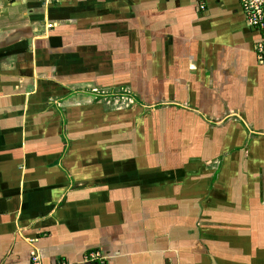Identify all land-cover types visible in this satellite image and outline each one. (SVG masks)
Wrapping results in <instances>:
<instances>
[{
	"label": "crops",
	"instance_id": "1",
	"mask_svg": "<svg viewBox=\"0 0 264 264\" xmlns=\"http://www.w3.org/2000/svg\"><path fill=\"white\" fill-rule=\"evenodd\" d=\"M205 2L0 0V264H264L261 36Z\"/></svg>",
	"mask_w": 264,
	"mask_h": 264
},
{
	"label": "built area",
	"instance_id": "2",
	"mask_svg": "<svg viewBox=\"0 0 264 264\" xmlns=\"http://www.w3.org/2000/svg\"><path fill=\"white\" fill-rule=\"evenodd\" d=\"M198 3L200 10L204 11L206 9L205 0H198ZM240 3L249 27L261 36L255 45V53L259 64L264 66V0H240ZM89 259L90 264H105L99 255H92ZM31 264H44L37 249H34L32 253Z\"/></svg>",
	"mask_w": 264,
	"mask_h": 264
},
{
	"label": "rangeland",
	"instance_id": "3",
	"mask_svg": "<svg viewBox=\"0 0 264 264\" xmlns=\"http://www.w3.org/2000/svg\"><path fill=\"white\" fill-rule=\"evenodd\" d=\"M110 95L115 96L116 98H122L124 95H126V93L123 91L116 90L115 93H111Z\"/></svg>",
	"mask_w": 264,
	"mask_h": 264
}]
</instances>
